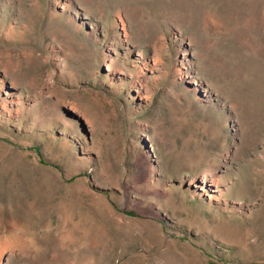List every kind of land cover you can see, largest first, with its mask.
I'll return each instance as SVG.
<instances>
[{"label": "rangeland", "instance_id": "1", "mask_svg": "<svg viewBox=\"0 0 264 264\" xmlns=\"http://www.w3.org/2000/svg\"><path fill=\"white\" fill-rule=\"evenodd\" d=\"M0 264H264V0H0Z\"/></svg>", "mask_w": 264, "mask_h": 264}]
</instances>
